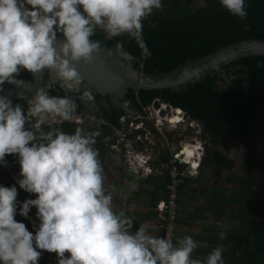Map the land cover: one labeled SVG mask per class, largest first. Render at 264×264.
<instances>
[{
  "label": "clouds",
  "instance_id": "1",
  "mask_svg": "<svg viewBox=\"0 0 264 264\" xmlns=\"http://www.w3.org/2000/svg\"><path fill=\"white\" fill-rule=\"evenodd\" d=\"M218 2L230 15L246 18V0ZM162 6V0H0V93L5 83L23 84L19 78L22 71L35 75L50 70L70 87H78L82 77L76 64L81 60L91 63L99 50V41L91 39L96 30L110 38L127 34L144 54L150 55L142 38L143 21ZM80 98L93 99L88 91ZM127 101H121L123 109ZM170 106L169 115L174 119L181 117V112L189 117L183 109ZM74 109L75 103L68 96L49 95L43 89L32 94L26 109L0 94V166H8L9 155L19 164L14 183L0 184V264H39L44 252L55 253L56 264H224L220 247L213 248L202 260L192 258L197 245L190 235L178 237L173 243L167 234H151L147 222L132 230L133 218L124 210L114 209L113 195L105 187L93 146L95 138L105 150L117 154L115 160H120L121 155L122 160L114 163L125 168L124 148L113 147L120 134L109 137L111 128L105 130L104 119L98 118L93 129L101 134L93 135L87 131L90 121H86L87 128L83 122L70 121ZM126 111L122 121L131 118ZM56 118L80 127L65 132L55 126ZM76 120H87V115L86 119ZM178 122L185 124L184 120ZM172 132L176 137L172 139L167 134L169 145L163 146L159 138V159L151 158L145 164L152 167L150 174L138 179L133 170L126 169L134 181L169 169L170 150L180 137L178 132ZM202 141L199 148H185L189 162L179 160L188 168H192V161L198 162L195 174L206 155L207 144ZM141 144L135 145L143 149ZM179 148L183 150V146ZM17 185L35 194L34 198L18 201ZM130 188L134 190L135 185ZM33 207L38 223L33 222L34 231H30L15 217L30 219ZM218 235L223 237L224 233Z\"/></svg>",
  "mask_w": 264,
  "mask_h": 264
},
{
  "label": "trees",
  "instance_id": "2",
  "mask_svg": "<svg viewBox=\"0 0 264 264\" xmlns=\"http://www.w3.org/2000/svg\"><path fill=\"white\" fill-rule=\"evenodd\" d=\"M162 5L160 10L154 11L143 21L142 38L150 55L144 54L135 39L127 34L111 37L107 41L108 46L116 45L140 57L141 61L135 65L143 67L146 72L168 71L188 59L204 56L225 45L264 37V0H246L247 16L243 20L230 15L218 0H162ZM103 38L102 30H96L91 37L100 44L103 43ZM240 64L245 65L247 70L240 68L234 73L248 72V76H243L241 80L245 79L249 83V89L235 82L226 89H218L215 81L219 75H214L186 90L172 92L169 89H131L126 96L141 112L143 106L150 105L157 98L175 108L183 109L191 119L203 124L202 139L206 146L230 149L231 139L239 141L245 149L240 162L243 174L231 171V164L226 161L221 163L207 148L198 173L186 176L185 165H177L179 174L174 191L167 189L171 181L170 168L164 173L142 180L151 185L150 189L143 188L136 194L148 197L146 213L126 207L120 210L133 218L134 231L140 223L152 217L153 210L158 213L156 206L161 200L167 201L175 195L177 212L173 243L178 238L180 223H184L186 219L189 223L198 221L202 225L198 240L202 238L206 244L198 250H203L199 254L201 260L213 248L220 247L223 250L224 264H264V56L232 62L226 66L227 73H231V67ZM45 75L48 76L47 70ZM240 76L242 75L238 77ZM19 78L34 82L37 75L22 71ZM57 88L59 87L50 89V95L69 94L77 97L70 90H56ZM12 100L27 108L24 98ZM108 104L110 109L102 110L107 122L103 128L106 130L109 124L120 128L119 120L124 116V110L112 106L110 101ZM78 108L81 111L83 106ZM54 124L65 132H73L80 127L68 120ZM141 134L144 135L143 130ZM94 140L93 146L98 152L104 173L112 159L102 143L95 138ZM156 154L155 151L154 155ZM6 160L8 166H0V184L9 186L14 183L13 177L19 173V164L11 155L6 156ZM205 169L210 170L212 182H203ZM224 170L228 172L224 180L228 182V186L220 185L219 182L218 176ZM122 171V177L129 180L131 177L127 171ZM17 189L18 201L35 196L19 189L18 185ZM132 202L133 200L130 203ZM35 211L33 207L29 213L30 219L19 215L15 219L23 221L30 231H34L32 224L38 223ZM163 230L164 228H160L159 236H165ZM220 232L224 233L223 237L218 235ZM195 259L199 258L196 256ZM39 264H56L55 253L44 252Z\"/></svg>",
  "mask_w": 264,
  "mask_h": 264
},
{
  "label": "water",
  "instance_id": "3",
  "mask_svg": "<svg viewBox=\"0 0 264 264\" xmlns=\"http://www.w3.org/2000/svg\"><path fill=\"white\" fill-rule=\"evenodd\" d=\"M109 38L104 33L103 43H99V50L93 54L94 58L91 63L81 60L76 64L77 71L82 77L78 87H70L67 82L59 80L54 72L47 70L50 76L48 86H44L41 80L34 82L24 81L19 86H11L5 83L0 94L8 95L10 99L24 98L27 102L32 93H35L38 89H43L46 92V89L48 90L52 83L61 81L69 89L88 91L92 95H101L100 105H104L107 109H110L108 101L111 102L112 106L123 109L121 101L125 99L126 94L131 89L136 91L169 89L172 92L186 90L191 85L205 80L208 76L220 75V72L227 75L226 66L232 62L253 56H264V37H258L225 45L204 56L188 59L168 71L155 70L154 72H146L143 67L138 68L135 65L136 61L141 60L140 57L116 45L108 46L107 41ZM238 67L247 70L245 65L240 64L237 67H231L230 71L233 72ZM45 72L46 70L36 75L42 76ZM242 76H248V72L242 73ZM227 86L228 84L222 88H217L226 89ZM244 86L249 89L247 81H245ZM106 95H108V98L105 97ZM72 100L75 103L72 119L77 117L86 119L85 112L78 113L76 110L78 105L75 99ZM162 103V99H155L153 106L159 109ZM170 109L171 106L168 105L166 110H161V115L169 114ZM135 113L134 109L126 112V114L131 116H134ZM56 121L61 122L63 120L56 118ZM103 121L106 123L105 120ZM106 152L111 158H117V154L113 151L107 149ZM180 162H183V160L180 159ZM189 174V172L186 173V175Z\"/></svg>",
  "mask_w": 264,
  "mask_h": 264
},
{
  "label": "built area",
  "instance_id": "4",
  "mask_svg": "<svg viewBox=\"0 0 264 264\" xmlns=\"http://www.w3.org/2000/svg\"><path fill=\"white\" fill-rule=\"evenodd\" d=\"M125 106L126 110L133 109V105H131L129 101L126 102ZM167 106L168 104H162L163 108H167ZM151 110L154 111V114L153 112H151ZM160 112L161 108L156 109L153 106L152 102L150 105L143 106V112L138 114V119L137 117H135L136 115L126 121L123 119V126L128 125L129 128H132L133 130L138 132L134 134V136H129L126 130L123 131L122 129L119 137L113 144V147L124 148V165L127 166L128 169L133 170L138 176L148 175L152 172V167L145 166V164L150 162L151 158H153L154 160L159 159V153L157 152V149L160 147V145L158 144L159 137H157V135L161 134L163 137V142L169 145L170 139L168 135L164 134V130L166 131V128L168 127L171 128V130L173 129L174 131L178 132L180 136L179 140L170 150L171 158H169V168L171 181L167 185V189L174 191L178 182L179 172L177 165L180 163L179 160L183 158L185 162H189L190 159L187 158L188 153L185 151V148H199V141L203 143V124L197 120L189 119L188 116H185V112H181V117L177 119H174L172 114L161 115ZM178 120H184L185 124L180 126ZM193 126L195 127L192 128ZM185 127H188V129L185 130ZM189 129H192L195 133H197L199 135V138H192L190 134H188V132L190 131ZM142 130L144 131V135L141 134ZM153 135H156L158 140H156ZM140 142L144 145L143 149H141L140 146L139 148H137L135 145L140 144ZM177 144H179V146L181 147L183 146V150H181V148H179ZM155 151L157 153L156 155H154ZM197 164L198 162L192 161V168L186 167V171H189L190 173L197 172L195 169ZM142 166H145V171H142ZM158 171H160V168L158 169ZM186 171L184 172L185 175ZM174 199L175 195H172L169 200H162L158 203V206H156L158 209V218L160 222L159 227L161 229L164 228L165 234H167L168 238H170L171 240L175 229V220L177 212L176 201Z\"/></svg>",
  "mask_w": 264,
  "mask_h": 264
},
{
  "label": "rangeland",
  "instance_id": "5",
  "mask_svg": "<svg viewBox=\"0 0 264 264\" xmlns=\"http://www.w3.org/2000/svg\"><path fill=\"white\" fill-rule=\"evenodd\" d=\"M239 69H240V67L236 68V70H239ZM235 71H233L231 73H227V75H225L223 72H220L221 75H219V77L215 81L216 87L222 88V87L226 86L227 84L228 85L233 84V82H235L237 85L240 84L241 86H243L245 84L246 80L245 79L243 81L241 80V78H244L243 76L238 77L239 75H242V72L234 73ZM99 105H100V102L99 101L96 102L95 100L85 102L84 103V106H85L84 112L87 114V120L83 121V120L71 119L70 121H80V123L83 122V123H85L86 128L88 127V125H86V121H90L91 124L89 126V129H87V131H90V133H92L93 135L101 134L100 131H98V130L96 131V129H93L99 121L98 118H96L94 116V113L97 111L96 109ZM151 112H153V114H154V111L151 110ZM150 114H152V113H150ZM194 127L195 126H193L192 128H194ZM166 129H167L166 131L164 130V134L167 135L169 133L171 135V138L174 139L176 137V134L174 132H172L171 128L167 127ZM184 129L186 130V129H188V127H185ZM189 130L190 131L188 132V134H190V136L192 138H196V137L199 138V135L197 133H195L192 129H189ZM177 136H178V133H177ZM157 137L160 138L161 144L162 143H163V145L166 144L163 142V140H162L163 137L161 134H158ZM207 148L209 151H211L212 153H214L216 155V158L218 159V161H220L221 163L226 161V163L231 164V166H232L231 171H234L239 175L243 174V172L240 170V162H241L242 154L244 153L245 149L239 141H237L235 139H231L230 149H225L223 146L213 147L211 145H208ZM126 169H128V168L125 166V170ZM118 174L120 175V173L117 172L115 169L113 171L110 170V172H107V173L105 172V174H104L105 183L107 185L113 183L112 185L117 190L115 188H113L112 191L114 190V192L117 195L119 193L122 196L128 195L130 197L131 196L129 194L130 192L127 193L128 190L124 191L123 189H121V190L118 189L119 186H118V184H116L117 181H119L121 183H125V179L123 177L119 178ZM194 174H195V172H193L187 176H191ZM227 174H228V172L225 170L220 172V175L218 176V177H220L219 178L220 185H222V184H223V186L229 185L227 181H224L225 178L227 177ZM137 177H139L138 179H141L140 176H137ZM204 177H205V179H204L205 181L203 180V182H206V181L212 182L213 181V178L210 179V177H212V176H210V170L209 169L204 170ZM113 206H114V209H119L121 207V203H117V201H113Z\"/></svg>",
  "mask_w": 264,
  "mask_h": 264
},
{
  "label": "crops",
  "instance_id": "6",
  "mask_svg": "<svg viewBox=\"0 0 264 264\" xmlns=\"http://www.w3.org/2000/svg\"><path fill=\"white\" fill-rule=\"evenodd\" d=\"M115 132H117V131L115 129L111 128L109 137L113 136L114 134H117ZM163 153L167 154V150H166V152L163 150ZM119 157H120V160H115V159L112 158L113 161L109 163V166H108V169H107L106 173L110 172V170L113 171L115 169L117 172L120 173V175L118 174V177L122 178V172H123L122 169H125V168L122 167V166H118L117 164L114 163V161H116V163H117L118 161L122 160V156L119 155ZM104 174H105V172H104ZM128 179H132V178H128ZM142 180H145V179H142ZM142 180H139V181L135 180L134 181L133 179L132 180L125 179V183H121V182L117 181L116 184H118V186H119L118 189H120V190L123 189L124 191L128 190L127 193L130 192L129 193L131 195L130 197L128 195L127 196H122L119 193L117 195L114 192V190L112 191V189L115 188L112 185L113 183L108 184V185L105 183V187L112 192L113 201H117V203H121V207L119 209H115L116 211H119L120 209H123V207H126L128 209H135V210L142 211L144 213L147 212L148 206H146V205H147V202H148V197L136 195L137 192L139 190L143 189V188H145V189H150L151 188V185H149L147 183H144V181H142ZM133 184L135 185V189L134 190L132 188H130V185H133ZM132 200H133V202L130 203ZM137 203H138V205H137ZM146 222H147V224L149 226V231H150L151 234H153V235H159L160 234L161 231H160V227L158 225L159 224L158 213L155 210H153V212H152V217L149 218ZM201 228H202V225L200 224V222L195 221V222H190L189 223L187 221V219L185 220L184 223H180L178 225V230H179V232L177 234L178 237H183L185 235H190L194 239V241L196 242L197 246L193 250L192 258H195L197 256L199 259H201L202 257H200L199 254L203 250H201V251H198V250L201 249L200 246L204 247L206 245L204 243V241H202V238H201V240H198L200 238V236H201Z\"/></svg>",
  "mask_w": 264,
  "mask_h": 264
},
{
  "label": "flooded vegetation",
  "instance_id": "7",
  "mask_svg": "<svg viewBox=\"0 0 264 264\" xmlns=\"http://www.w3.org/2000/svg\"><path fill=\"white\" fill-rule=\"evenodd\" d=\"M108 43V42H107ZM111 46H113V45H111ZM136 62H138V61H136ZM216 75H219V74H216ZM221 75V74H220ZM38 80H41V82H42V84L44 85V86H48V84L50 83V76L48 75V76H46L45 74L44 75H42V76H40V75H37V79H36V81H38ZM56 87H59V88H57L56 90H58V89H60V88H65V89H67V90H70L71 92H73V93H76L77 94V97H73V95H69V94H67V95H64V96H68L70 99H75V101H76V103H77V105H78V107L80 106V105H82L83 106V109L81 110V111H79V108H77L76 110H77V112L78 113H82L83 111H84V109H85V106H84V103L85 102H88V101H86V100H81V94L83 93V91H80V90H76V89H69L68 87H66L65 85H63L62 84V82L61 81H57V82H55V83H52V85L49 87V89L47 90L46 89V92L50 95V93H49V91H50V89H54V88H56ZM61 90V89H60ZM90 93V92H89ZM32 94H34V93H32ZM91 94V93H90ZM91 96L93 97V101L95 100L96 102L97 101H100V98H102V96L101 95H99V94H95V95H92L91 94ZM106 98H108V95H106L105 96ZM91 100V101H92ZM126 100H128V101H130V103H131V105H133L134 103H133V101L130 99V98H128L127 96L125 97V99H122V101H126ZM134 111L136 112V116L135 117H137V119L139 118V116H138V114H140L141 113V111L139 110V109H137V107L134 105ZM117 108V107H116ZM103 109H107L104 105H99L98 107H97V111L95 112V113H97V114H95L94 113V116L96 117V118H100V119H104V120H106V117L104 116V114H103V112H102V110ZM119 109V108H118ZM123 110H125L126 111V109H123ZM127 112V111H126ZM87 115V114H86ZM124 115H125V112H124ZM123 117V116H122ZM122 117L120 118V124H121V127L120 128H117L116 126H114V125H112V124H109L110 126H108V127H111L112 129H115L117 132H115V133H117V134H114L113 136L114 137H116V136H118L120 133H119V131L120 130H122L123 129V131H125L126 130V132H127V134L129 135V136H134V134H136L138 131H135V130H133L132 128H126V126H123L122 125ZM129 117V116H128ZM131 118H132V116H131ZM170 136V135H169ZM159 142V144H160V141H158ZM165 152H166V149H163ZM168 152V151H167ZM160 161L162 162V159H160Z\"/></svg>",
  "mask_w": 264,
  "mask_h": 264
},
{
  "label": "bare ground",
  "instance_id": "8",
  "mask_svg": "<svg viewBox=\"0 0 264 264\" xmlns=\"http://www.w3.org/2000/svg\"><path fill=\"white\" fill-rule=\"evenodd\" d=\"M126 107V106H125ZM175 116V115H174ZM186 149H188V148H186Z\"/></svg>",
  "mask_w": 264,
  "mask_h": 264
}]
</instances>
